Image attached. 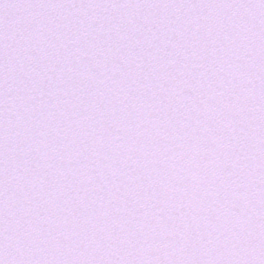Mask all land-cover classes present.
Instances as JSON below:
<instances>
[{"label": "snow or ice", "instance_id": "snow-or-ice-1", "mask_svg": "<svg viewBox=\"0 0 264 264\" xmlns=\"http://www.w3.org/2000/svg\"><path fill=\"white\" fill-rule=\"evenodd\" d=\"M0 264H264V0H0Z\"/></svg>", "mask_w": 264, "mask_h": 264}]
</instances>
